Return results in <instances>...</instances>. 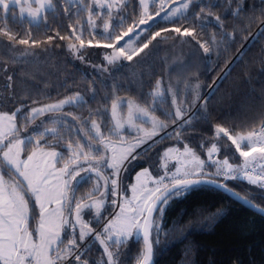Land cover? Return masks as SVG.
Returning a JSON list of instances; mask_svg holds the SVG:
<instances>
[{
	"label": "trees",
	"instance_id": "obj_1",
	"mask_svg": "<svg viewBox=\"0 0 264 264\" xmlns=\"http://www.w3.org/2000/svg\"><path fill=\"white\" fill-rule=\"evenodd\" d=\"M53 2L57 3V0ZM127 3L126 12L121 14L127 15L124 24L132 26V21H137L141 14L137 0H127ZM155 6V2H152L151 9ZM201 7L204 8L203 12ZM134 8L135 16L132 14ZM238 8L239 14H235ZM69 13L71 20L68 19ZM113 15L115 17V13ZM186 15L190 17L188 22L179 17L165 21L155 16L156 22H149L152 26L145 35L150 39L149 33L161 31L165 26L183 29L191 27L193 22L205 23L207 26L203 29L197 28V35L201 42H206L210 47L209 53L206 54L191 37L161 31V36L153 41L150 48L134 56L132 61L120 60L110 65L103 58L104 50L87 47L91 39L90 27L83 33L85 47L81 51L85 53L84 59H78L69 51V41L57 38L51 43L46 42L47 36L55 35L57 31L69 35L72 32L69 24H75L79 31L77 20L87 25L88 15L86 9L82 10L81 3L59 0L58 7L43 15L37 23L26 17L22 20L16 9L9 14L6 22L0 11V29L10 30L18 39H29L30 34L31 40L41 42L38 46L31 44V40V46L20 45L0 35V109L13 112L26 104L23 111L29 112L32 107L56 102L64 97L62 94L74 90L75 93L79 92L83 98L79 109L68 107L65 111L86 120V129L81 128L80 119L73 120L72 115L65 116L60 112L56 113V118L63 117L74 128L65 123L54 125L50 122L36 128L41 125V121L36 118L27 124V131H24V122L21 120L19 123L20 130L29 135L34 131L55 127L56 139H48L47 143L61 148L66 155L69 142L74 145L78 141L87 144L90 141L86 132L95 135L91 130L92 121L88 120L90 114L93 120L101 122L97 113H104L107 127L112 128V104L123 102L122 111L128 108L129 102L151 108L153 96L150 94L156 91L159 81L162 96L156 99H164L163 93H166V103L155 105L154 114L163 125L155 134L169 130L139 152V156L127 165L122 175L127 198L130 195L129 185L137 170L148 168L154 175L162 174L166 159L164 153L169 147L181 150L185 143H189L207 161V149L200 145L205 143L211 146L216 124L233 128L238 134H248L264 123V33L258 34L259 25L264 19V0H199V3L193 0ZM197 15L202 16L203 21L196 20ZM218 16L222 19L217 20ZM104 20V16L103 19H97L98 32L103 33ZM111 23L119 25L120 20L114 18ZM254 30L258 31L253 33ZM72 40L79 48V41L74 36ZM97 64L100 67H96ZM175 88L179 90V101L185 115L188 114L185 120L192 117L191 123L184 129L177 128L178 121L174 123L171 118H166V112L169 111L175 116L176 105L172 94ZM206 90L209 93L202 98ZM197 95L199 100L196 99ZM195 107L196 110L190 115ZM125 131V139L134 138L132 129L125 128ZM209 132L213 135L210 136ZM224 140L227 141V138ZM40 143L43 145L45 141ZM35 144L36 138L33 135L31 143L26 142V152L34 148ZM227 145L229 147L221 148L216 158L223 159V153L228 152L234 156L233 163L239 164L241 157L235 152V146L231 145V141H227ZM96 146H99L98 143ZM175 165L176 160L171 161L168 167ZM106 171L111 173L112 170ZM87 175L93 178L79 186L76 197H84V203L93 205L90 209H84L83 218L90 221L89 226L95 229L102 226L114 208L115 203L112 201L115 196L109 197L103 204V220L97 221L95 204L101 199L99 192L91 198L80 195L84 191H91L88 187L96 186L95 174ZM226 183L240 195L250 198L256 206L264 207V186L249 183L247 179ZM103 185L104 182L100 181V191H104ZM117 213L120 210L114 216ZM35 217L31 221L32 227L37 220L36 210ZM71 220L75 224L73 214ZM162 227L167 231V236L161 233L160 241L154 249V264H264V216L213 187L201 186L188 196L172 199L164 209ZM98 231H102V227ZM72 233V228L63 231L64 243L61 247L67 246V238ZM79 234L80 226L77 224V239ZM94 236L81 249L87 247L85 257L89 264H106L107 256L103 254V247ZM84 241L78 240V243L82 245ZM142 250L141 240L139 243L130 240L127 249H121L122 253L126 251L122 256L125 264H136L135 258ZM72 264L77 262L72 259Z\"/></svg>",
	"mask_w": 264,
	"mask_h": 264
},
{
	"label": "snow or ice",
	"instance_id": "obj_2",
	"mask_svg": "<svg viewBox=\"0 0 264 264\" xmlns=\"http://www.w3.org/2000/svg\"><path fill=\"white\" fill-rule=\"evenodd\" d=\"M58 2L59 0L57 3H54L53 0H0V11L3 12V18L6 22L9 14L14 13L16 8H19L22 20L27 13L32 21H38L42 18V14L46 15L55 10L58 7ZM196 2L199 3V0ZM192 3L193 0H184L179 7L169 8L165 11L162 2L155 16L165 21L179 17L184 22H188L190 17L186 13ZM93 5L100 9H107V19L103 22V33L97 31L99 26L96 23L97 19H103V16L93 11ZM140 6L143 11L139 16V25L145 27L139 28L136 21L133 20L132 26L128 27L126 31L122 30L116 34V28H122L123 24L127 22V15L121 14L126 12L127 0H93L92 4H88L87 0H82V10L87 9L89 13L87 25L82 20H77L80 26L79 31H77L75 24H69L68 27L72 29L69 35H63L57 31L55 35L47 36L46 42L51 43L57 38L69 41V51L78 59H84L85 53L81 51L85 47L83 33L87 27H90L91 39H89L87 47L104 50L103 58L110 65L120 60L132 61L134 56L150 48L153 41L161 36V31H171L182 37H191L206 54L210 52L207 43L201 42L197 35V28L203 29L207 26L205 23L196 24L193 22L191 27L183 29L165 26L161 28V31H156L154 34L149 33L151 36L149 39L148 35H145L152 26L149 21L153 23L156 21L152 15L148 14L149 6L145 0H140ZM114 9L115 17L113 15ZM203 11L204 8L201 7V12ZM239 11L238 8L235 14H239ZM161 12H164L163 16H161ZM132 14L135 16V8ZM114 18H119V25L111 23ZM68 19L71 20L70 13ZM195 19L203 21V17L199 15ZM221 19L222 17H217V20ZM260 33H264V19L261 21L258 34ZM0 35L20 45L31 46V44H35L38 46L41 43L31 40L30 34L29 39H18L7 29H0ZM73 36L75 40L79 41V48L72 40ZM93 40L96 42L93 43ZM186 42L191 43V41ZM108 49L111 51H107ZM172 94L173 103L176 105L175 116H172L169 111L166 112V118H171L174 123L177 120L181 121L177 124V128L184 129L191 123L192 117H189L188 120L184 119L186 113L179 101L178 88L172 89ZM150 95L153 96V107H142L139 104L129 102L127 117L122 114L123 102H114L112 104L114 127L112 128L107 127L108 122L104 119V113H97L101 122L93 120L90 114L88 120L92 121L91 130L95 132V135L86 132L90 141L87 144L78 141L74 145L69 142L67 147L70 155L67 159L63 152L45 151L46 148L56 147L47 143L48 139H56L57 129L55 127L45 128L44 131L40 132L34 131L29 136L22 137L19 123L22 120L24 131H27V124L34 122L39 116L62 112L66 106L80 105L83 98L79 93L57 103L32 107L30 112H24L23 109L27 105L22 104L10 114L7 112L0 114V153H2V160H0V264H63L64 261L72 264V259L77 264H89L85 257L87 247L81 249L78 240L84 241L93 232H95L94 239L100 242L103 247V254L107 256L106 264H125L122 256L126 254V251L122 253L121 249L126 250L130 240L139 243L141 239L143 250L136 256V264H154V249L160 241L161 233L167 236V231L162 227L164 209L172 199L188 196L192 192L198 191L201 186H211L222 190L230 197L264 214V207H257L250 198L240 195L226 183L228 180L247 179L249 183L264 186V167L258 173L255 171L257 165L253 163L257 160V156L253 155L254 153L258 154L259 160L264 161V126H262L258 138H254L257 135L255 133H249L245 136L236 133L233 128L216 124L211 146L208 147L205 143L200 145L201 148L207 149V161L189 143L184 144L182 154L178 148L169 147L165 152V157L169 153H176L175 170L169 168L167 162L164 164V175L159 177H154L148 169H144L137 174V184L131 185L133 200L136 201V207L131 209L134 215H124V206L118 205L120 213L103 224L102 231H96L89 226L91 222L84 220L83 213L84 209H90L93 205L84 203V197L77 199L76 191L80 185L93 177L91 175L82 176L81 173H94L97 178L96 186L87 194L91 198L99 192L101 197L95 204L97 221L103 220L101 208L111 196L121 197L129 203V206L131 205V202L127 201V190L124 188L121 173L127 170L125 161L131 163L129 156L135 152L140 143L146 141L140 139L136 145L127 144L124 139L127 135L125 125L129 128H137L138 133L144 132L145 136L154 135L158 129L163 127L154 114L157 103H166V93H163L164 99L159 101L156 99L162 96L159 81L156 84V91ZM196 99H200L199 95ZM64 115H72L73 120L80 119L81 128H87L86 120L70 112L64 113ZM48 122L54 125L58 123L69 124L67 120L60 117L53 118L51 121H41V125H37V128ZM148 122L153 125L151 132L146 131L145 128L137 127L138 123L147 124ZM69 127L74 128L75 126L69 124ZM33 135L36 138L34 150L27 155L26 159H22V153H26V142L31 143ZM209 135L212 136L213 134L209 132ZM225 137L227 141H231V145L235 146V152L243 158L244 163L242 165L233 163L234 156L228 152L223 153V159L215 158L220 153L221 148L229 147L227 141L224 140ZM42 140L45 141L43 145L40 143ZM117 141L118 143H116ZM97 143L99 146H96ZM38 152L41 156L51 158L53 171L36 170L32 167L31 162L36 158ZM137 156L139 153L132 156V159H136ZM61 160L64 161V166L57 168ZM249 167L252 168V173L247 171ZM5 168L7 169L6 173ZM107 169H111V173H108ZM5 175L9 178L5 179ZM53 175L63 181L62 188L57 185L56 191H53L52 182L49 179ZM78 177L79 179H77ZM142 177L150 180L152 186H148ZM219 178H222V181ZM73 181L75 184L72 183ZM100 181L104 182V191H100ZM53 200L61 206L56 212H53L50 207H46V205H51ZM112 202L116 203L115 200ZM73 204L75 205V224L71 220ZM37 207L39 208V219L38 225L33 231L30 230L31 221L36 219L35 209ZM65 209H67V216H65ZM77 224L80 226L78 239L75 236ZM66 228H72L73 233L67 238V246L61 247L64 243L61 239V232L65 231ZM84 229H87V232Z\"/></svg>",
	"mask_w": 264,
	"mask_h": 264
},
{
	"label": "rangeland",
	"instance_id": "obj_3",
	"mask_svg": "<svg viewBox=\"0 0 264 264\" xmlns=\"http://www.w3.org/2000/svg\"><path fill=\"white\" fill-rule=\"evenodd\" d=\"M67 1L71 2L72 4H73V3H81V4H82V0H67ZM87 2H88V4H92V3H93V0H87ZM137 2H138V6H139V13L141 14V12H142L143 10H142V8H141V6H140V0H137ZM145 2H146V3L148 4V6H149V8H148V14H149V15H152V16L154 17V19H155V18H156V17H155V13H156L157 11H159L162 2H163L164 10L167 11L169 8L179 7V5H180L181 3L184 2V0H145ZM152 2H155V5H156L154 9H151ZM16 10H18V12H19V8H16ZM93 11H95L96 13H100L101 15H103V16L107 19V9H100V8L95 7V6L93 5ZM113 13H115V9L113 10ZM19 14H20V13H19ZM43 15H44V14H42V17H43ZM86 15H89L87 9H86ZM162 15H164V12H161V16H162ZM24 17L28 18L31 22H34V23H37V22H39V21L42 19V18H41V19H39L38 21H32V18H31V17H28V16H27V13H25V16H24ZM87 17H88V16H87ZM87 19H88V18H87ZM149 22H151V21H149ZM96 23H97V21H96ZM136 24L139 26V28H144V25H139V18H138V20L136 21ZM128 27H130V26H129V25L127 26L126 24H124V25L122 26V28H120V27L116 28V34H119V32L122 31V30H123V31H126ZM259 27H261V24L259 25ZM259 27H258V28H259ZM90 29H91V28H90ZM257 31H258V30H256V31L254 30L253 33H256ZM132 46L134 47L135 45H132ZM96 67H100V64H97ZM75 89H79V88H75ZM75 91H76V90H74V91H72V92H69L68 94H65L66 96L62 94V96H64V97H62V98H60L59 100H57L56 102H52V103H57V102H59V101L62 100V99H66V98L69 97V96L76 95L77 93H79V92H76V93H75ZM208 93H209V90H206V91L203 93L202 98H203V96H206ZM79 94H80V93H79ZM80 95H81V94H80ZM52 103H50V104H52ZM45 105H47V104H45ZM80 105H81V104H80ZM80 105L66 106L65 109H64L62 112H60V113H61V114L66 113L65 110H66L68 107L78 110L79 107H80ZM42 106H44V105H42ZM42 106H35V107H42ZM81 107H82V106H81ZM196 108H197V107L193 108V111L190 112V115H191V113H193V112L196 110ZM30 109H31V108H30ZM30 109H29V112H30ZM80 109H81V108H80ZM128 110H129V109L126 107L125 110L122 111V114H123L124 117H127ZM5 112H7V111H4V110H1V109H0V114L5 113ZM7 113L10 114L11 112H7ZM61 114H57V115L60 116ZM76 115H77V114H76ZM76 115H75V116H76ZM53 118H56V113H54V112H53V113H47V114H45V115H42V116L37 117V121H38V120H39V121H45V119H47L48 121H51ZM186 118H188V114L184 116V119H186ZM111 119H112V118H111ZM177 121H178L179 123L181 122V121H179V120H177ZM112 123H113V126H114V122H113V120H112ZM148 123H149V125H147V124H142V123H138L137 127H138V128H145L146 131L151 132V131H152V127H153V125H152L151 122H148ZM45 124H46V123H45ZM173 126H175V125H173ZM41 127H43V126H41ZM36 128H37V127H36ZM125 128H129V127H128L127 125H125ZM129 129H132L133 132L135 133V135L133 136V137H134L133 139H132V138H129V139H125V138H124L125 141H126V143H127V144H130V145H136L140 139H144V140L146 139V140H145V141H146L145 143H147V141H148L149 139H152V138L156 135V134L153 135V136L151 135V137H150V136H145V133H144V132H139V133H138L137 128H129ZM255 129H257V127H256ZM255 129H254V130H255ZM254 130H252L250 133H253ZM166 132H168L167 129H165V130H163V131H161V132H158L157 134L162 133V135H164ZM248 134H249V133H248ZM248 134L246 133V134H241V135H245V136H247ZM20 135H21L22 137H27V136H29V133H27V132H22V131L20 130ZM162 135H161V136H162ZM161 136H160V137H161ZM149 137H150V138H149ZM147 138H149V139H147ZM157 139H158V137L156 138V140H157ZM156 140H154V141H156ZM154 141H152V142H154ZM136 142H137V143H136ZM152 142L149 143V144H147L145 147H142V149H140V150L137 151L136 149L140 148L141 146H143V145L145 144V143H140L139 146L136 147L135 152H133V153L129 156V160L132 161V160H133V159H132V156H136V153H139V152H141L142 150H144L146 147H148L150 144H152ZM116 143H118V141H117ZM33 150H34V148L28 150L26 153H22L21 158H22V159H26L27 155H28V154H31ZM51 150H56V151L63 152V150H61V148H58V147H57V148H51V147H49V148H46V149H45V151H51ZM166 151H167V150H166ZM166 151H165V152H166ZM179 151H180L181 154L183 153V149H181V150H179ZM63 153H64V152H63ZM65 153H66V155H65V154H64V155H65V158L67 159V158L69 157L70 153H68L67 150L65 151ZM164 155H165V153H164ZM253 155L258 157V154H255V153H254ZM216 157H217V156H216ZM216 157H215V158H216ZM165 158H166V159H165V161H164V164H165V162H167V164H170L171 161H175V160H176V163H177V156H176V153H169L168 156L165 157ZM0 160H2V153H0ZM243 163H244V160H243V158L241 157V160H240L239 164L242 165ZM253 163L260 165L259 163H257V160H256V161H253ZM125 164H126V166H127V165L129 164V162H128V161H125ZM31 165H32V167H33L34 169H36V170H47V171H53V169H52V161H51V158H50V157L41 156V155L39 154V152H38L36 158L31 162ZM46 165H47V166H46ZM63 166H64V161L61 160L60 163L57 165V168H60V167H63ZM170 166H171V165H170ZM260 167H262V166H260ZM144 169H148V168H142V169H140V170H137V171L134 173V176L132 177V183L129 185L130 195H129V197L127 198V201H130V202H131V205L129 206V203L126 202L125 200L123 201V199H122L121 197H116V196H115V201H116L115 206H114V208L112 209V211L109 212L110 214H109V215L104 219V221L102 222V226H103V224H105L109 219H112L113 216H114V214H115L118 210H120V207H119L118 205H123V206H124V208H125V213H124V215L131 216V214H132V210H131V209L136 207V201L133 200V192H132V190H131V185H135V184H137V179H136L137 174L140 173V172H142ZM172 169H173V171L175 170L174 167H172ZM4 171H5V173H6V172H7V169L5 168ZM148 171H149V173H151L154 177H159V176L164 175V171H165V169L162 168V174H158V175H154V174L151 172V170H149V169H148ZM125 172H126V171H125ZM125 172L122 171V173H121V178H122L123 173H125ZM81 175H82V176H85V175H87V174H86V173H81ZM8 178H9V177H8L7 175H5V179H8ZM49 179H50L51 182H52L53 191H56V182L59 181L60 179H58V177L55 176V175L49 177ZM77 179H79V177H78ZM142 179L145 180V182L148 184V186H152L150 180H148V179L145 178V177H142ZM91 180H92V179H91ZM61 181H62V180H61ZM96 181H97V180H95V182H96ZM62 183H63V181H62ZM72 183L74 184L75 181H73ZM93 188H94V187H92V188H89V187H88L87 189L92 190ZM87 194H88V192L84 191V192H82V194H80V195H82V196H87ZM32 202H33V204L35 203L34 198H33ZM46 207H50V209L52 208V210H57L58 207H59V204H58L55 200H53L52 204H51V205H46ZM35 210H36V213H37L36 224H35L33 227L31 226V229H30V230H33V231L36 229V227H37V225H38V219H39V208L37 207ZM66 214H67V210L65 209V216H66ZM72 214H73V218H74V217H75V210L72 211ZM114 217H115V216H114ZM74 223H75V222H74ZM102 226H101V227H102ZM101 227L98 226V227L95 228V230L98 231ZM86 232H87V230H86ZM62 233H63V231H62ZM94 234H95V232H93L92 235L87 236L86 239H85V241L83 242V244L80 245V248H81V246L83 247L84 244H86V243L90 240V238H91L92 236H94ZM61 239H62V235H61ZM51 254H54V253H51ZM67 263H68L67 261H64V262H63V264H67Z\"/></svg>",
	"mask_w": 264,
	"mask_h": 264
},
{
	"label": "water",
	"instance_id": "obj_4",
	"mask_svg": "<svg viewBox=\"0 0 264 264\" xmlns=\"http://www.w3.org/2000/svg\"><path fill=\"white\" fill-rule=\"evenodd\" d=\"M167 130H169V129H167ZM161 135H162V133H160V134H156L152 139H149V140L147 141V143H145L143 146H141L140 148H138V149H136V150L138 151V150L142 149V147H145L147 144H149V143H151L152 141L156 140V138H157V137L159 138ZM210 187H211V186H210ZM218 190H219V189H218ZM219 191L225 193V192L222 191V190H219ZM226 194H227V193H226ZM231 198H232L234 201H236L237 203H239V204H241V205H244V206L247 207L248 209L254 211L255 213L264 216V214H262V213L258 212L257 210H255V208L249 207V206H247L246 204L242 203L241 201H239V200H237V199H235V198H233V197H231ZM257 207H259V206H257ZM74 221H75V217H74ZM75 223H76V221H75ZM141 242H142V245H143V241H142V239H141ZM153 260H154V259H153Z\"/></svg>",
	"mask_w": 264,
	"mask_h": 264
},
{
	"label": "built area",
	"instance_id": "obj_5",
	"mask_svg": "<svg viewBox=\"0 0 264 264\" xmlns=\"http://www.w3.org/2000/svg\"><path fill=\"white\" fill-rule=\"evenodd\" d=\"M262 126H264V123H262L260 126H258L257 127V129H255L254 130V132L253 133H255V134H257L254 138H258V136H259V133L261 132V130H262ZM257 166H256V169H255V171L256 172H261L262 171V167H260V165H258V164H256ZM247 171L249 172V173H252V168L251 167H249L248 169H247ZM221 181H222V178H219ZM243 180H246V179H243ZM228 181H236V182H239V181H242V180H228ZM227 181V182H228Z\"/></svg>",
	"mask_w": 264,
	"mask_h": 264
},
{
	"label": "crops",
	"instance_id": "obj_6",
	"mask_svg": "<svg viewBox=\"0 0 264 264\" xmlns=\"http://www.w3.org/2000/svg\"><path fill=\"white\" fill-rule=\"evenodd\" d=\"M257 163H259L260 166L264 167V161L259 160V157H257ZM57 185H59V186L62 188V186H63L62 181H61V180L57 181V182H56V186H57ZM58 204H59V203H58ZM60 207H61V206H60V204H59V207H58L57 210H52V208H51V210H52L53 212H56V211H58V210L60 209ZM57 219H59V217H57ZM61 235H62V232H61Z\"/></svg>",
	"mask_w": 264,
	"mask_h": 264
}]
</instances>
